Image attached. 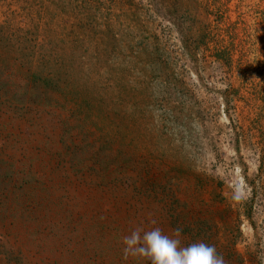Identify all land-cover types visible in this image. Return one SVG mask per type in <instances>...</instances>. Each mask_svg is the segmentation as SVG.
Segmentation results:
<instances>
[{
  "label": "rangeland",
  "instance_id": "374dc122",
  "mask_svg": "<svg viewBox=\"0 0 264 264\" xmlns=\"http://www.w3.org/2000/svg\"><path fill=\"white\" fill-rule=\"evenodd\" d=\"M149 213L264 264V0H0V264H148Z\"/></svg>",
  "mask_w": 264,
  "mask_h": 264
},
{
  "label": "clouds",
  "instance_id": "9594fccd",
  "mask_svg": "<svg viewBox=\"0 0 264 264\" xmlns=\"http://www.w3.org/2000/svg\"><path fill=\"white\" fill-rule=\"evenodd\" d=\"M234 193L233 197H239ZM183 227L178 225L166 232L151 213L147 225L132 227L122 237L123 256L145 260L148 264H227L215 245L203 241L185 245Z\"/></svg>",
  "mask_w": 264,
  "mask_h": 264
},
{
  "label": "trees",
  "instance_id": "16d2710c",
  "mask_svg": "<svg viewBox=\"0 0 264 264\" xmlns=\"http://www.w3.org/2000/svg\"><path fill=\"white\" fill-rule=\"evenodd\" d=\"M261 229H263V231H264V222L261 225ZM263 235H264V233H263ZM263 259H264V257H263Z\"/></svg>",
  "mask_w": 264,
  "mask_h": 264
}]
</instances>
